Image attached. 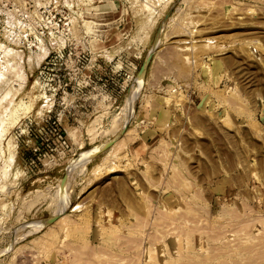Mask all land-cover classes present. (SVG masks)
Returning <instances> with one entry per match:
<instances>
[{
    "label": "rangeland",
    "instance_id": "374dc122",
    "mask_svg": "<svg viewBox=\"0 0 264 264\" xmlns=\"http://www.w3.org/2000/svg\"><path fill=\"white\" fill-rule=\"evenodd\" d=\"M0 71V264H264V0H0Z\"/></svg>",
    "mask_w": 264,
    "mask_h": 264
},
{
    "label": "bare ground",
    "instance_id": "6f19581e",
    "mask_svg": "<svg viewBox=\"0 0 264 264\" xmlns=\"http://www.w3.org/2000/svg\"><path fill=\"white\" fill-rule=\"evenodd\" d=\"M93 23H94V22H93ZM94 28H95V27H94ZM88 29H91L90 26H88ZM88 31H89V30H88ZM0 72H1V71H0ZM3 73L5 74V72H3ZM0 75H1V73H0ZM1 76H2V75H1ZM3 76H4V75H3ZM3 76H2V77H3ZM2 79H3V78H2ZM0 80H1V79H0ZM9 92H10V91H8V93H9ZM127 119H128V118H127ZM127 119H126V120H127ZM14 122H15V121H14ZM120 129H121L120 131H122V133H124L125 131H127V130H126V126H123V127L120 128ZM130 131H132V129H131V130H128L125 136H124V134H122L124 137H123L120 141L118 140V141H119V143L117 142L118 146H119V144H120V146H121L122 144L124 145L125 143H127L128 140H130V139H129V138H130V133H129ZM120 134H121V133H120ZM122 135H121V136H122ZM117 137H118V136H117ZM119 137H120V136H119ZM119 137H118V138H119ZM118 138H117V139H118ZM115 139H116V138H115ZM106 144H107V143H106ZM103 147H104V146H102V149H103ZM95 148H96V147H95ZM100 148H101V147H100ZM97 149H98V148H97ZM91 150H92V152H87V154L91 153V154L89 155V158H90V156H91L92 154H94V152L96 151L95 149H94V150L91 149ZM91 150H90V151H91ZM85 154H86V153H85ZM73 165H74V164H73ZM73 165H72V166H73ZM71 168H73V167H71ZM62 210H64V209H61L60 213L63 212ZM60 213H59V214H60ZM59 214H58V215H59ZM62 216H63V215H62ZM235 216H236V215H235ZM61 218H62V217H61ZM160 219H161V218H160ZM245 228H246V227H245ZM234 230H235V229H234ZM243 230H245V229H243ZM243 230H242V231H243ZM247 230H248V229H247ZM231 231H232V230H231ZM234 239H235V238H234ZM262 243H263V242H262ZM228 244H229V243H228ZM230 244H231V243H230ZM257 244H258V243H257ZM138 246H139V245H138ZM254 247H255V246H254ZM219 248H220V247H219ZM250 248H252V247H250ZM136 249H137V248H136ZM222 249H223V248H222ZM243 249H244V248H243ZM243 249H242V250H243ZM247 249H248V248H247ZM244 251H245V249H244ZM244 251H243V252H244ZM228 252H229V251H228ZM260 252H261V251H260ZM138 253H139V252H138ZM140 254H141V253H140ZM256 254H257V253H256ZM258 254H260V253H258ZM187 255H189V254H187ZM207 255H209V254H207ZM217 255H218V254H216V256H217ZM260 255L262 256L263 254H260ZM189 256H190V255H189ZM213 256H214V255H213ZM253 256H254V255H252V257H253ZM263 256H264V255H263ZM76 257H77V256H76ZM258 257H259V256H258ZM258 257H257V259H258ZM192 258H193V257H192ZM243 258H244V257H243ZM254 258H255V256H254ZM260 258H261V257H259L258 260L255 259V260H257V264H258V261H259V260H262V259H260ZM250 259H251V258H250ZM204 260H205V263H207V262H206L207 259H204ZM211 260H212V259H211ZM211 260H210V261H211ZM235 260H236V259H235ZM247 260H248V259H247ZM251 260H252L251 262H253V264L256 263V261H255L253 258H252ZM202 261H203V260H202ZM254 261H255V262H254ZM135 262H136V260H135ZM190 262H191V261H190ZM200 262H201V261H200ZM261 262H262V261H261ZM237 263H238V262H237ZM248 263L251 264L250 261H248ZM194 264H195V263H194Z\"/></svg>",
    "mask_w": 264,
    "mask_h": 264
},
{
    "label": "crops",
    "instance_id": "0c3cea01",
    "mask_svg": "<svg viewBox=\"0 0 264 264\" xmlns=\"http://www.w3.org/2000/svg\"><path fill=\"white\" fill-rule=\"evenodd\" d=\"M140 137L142 138V135H140ZM144 143H146V142H144Z\"/></svg>",
    "mask_w": 264,
    "mask_h": 264
},
{
    "label": "water",
    "instance_id": "95a60500",
    "mask_svg": "<svg viewBox=\"0 0 264 264\" xmlns=\"http://www.w3.org/2000/svg\"><path fill=\"white\" fill-rule=\"evenodd\" d=\"M53 218H55V217H53Z\"/></svg>",
    "mask_w": 264,
    "mask_h": 264
}]
</instances>
